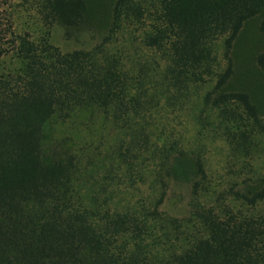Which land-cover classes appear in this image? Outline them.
<instances>
[{
    "label": "trees",
    "instance_id": "16d2710c",
    "mask_svg": "<svg viewBox=\"0 0 264 264\" xmlns=\"http://www.w3.org/2000/svg\"><path fill=\"white\" fill-rule=\"evenodd\" d=\"M96 6L0 0V264H264V93L233 60L264 0ZM92 15L94 44L53 41Z\"/></svg>",
    "mask_w": 264,
    "mask_h": 264
},
{
    "label": "rangeland",
    "instance_id": "374dc122",
    "mask_svg": "<svg viewBox=\"0 0 264 264\" xmlns=\"http://www.w3.org/2000/svg\"><path fill=\"white\" fill-rule=\"evenodd\" d=\"M113 0H89V3H96V8H102L105 11L110 8ZM4 7L2 5L1 9ZM1 11V10H0ZM92 23H88L79 29L72 30L71 35L66 34V28L60 24H57L53 28V41L60 45L63 49H72L78 47H86L94 44L106 30V23H98L97 16H91ZM264 19V11L257 17L250 19L244 25V31L240 35L236 46L234 48L233 60L234 67L236 68L235 83L243 86L247 84L249 89L255 95V98H259V104L261 105L260 97L264 93V75L257 69L255 65V56L257 53L264 50V31L261 28V22ZM1 21L6 20V15H3ZM90 34H94L95 38L91 39ZM264 115V109H262ZM189 132H194V121L189 118L187 120ZM261 153L257 161V168H264V137L261 142ZM227 150L224 142L217 138L211 145V155L209 158L210 165L213 168H220L227 171ZM240 165L235 167L238 169ZM186 194V189L183 182H177L173 185L171 191V198L164 204L163 208L171 212L184 213V207H176L178 204L176 201L180 200ZM181 206V205H179Z\"/></svg>",
    "mask_w": 264,
    "mask_h": 264
}]
</instances>
